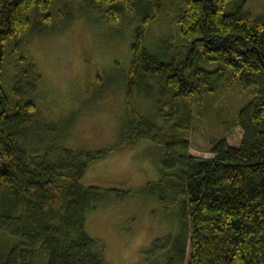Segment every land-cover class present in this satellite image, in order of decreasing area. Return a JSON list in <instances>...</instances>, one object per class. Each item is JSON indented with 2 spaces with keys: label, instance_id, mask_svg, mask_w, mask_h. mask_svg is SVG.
I'll return each mask as SVG.
<instances>
[{
  "label": "trees",
  "instance_id": "trees-1",
  "mask_svg": "<svg viewBox=\"0 0 264 264\" xmlns=\"http://www.w3.org/2000/svg\"><path fill=\"white\" fill-rule=\"evenodd\" d=\"M57 1L0 0V237L10 239L0 248V264H36L42 253L44 264H109L100 239L87 230L86 214L113 191L121 200L131 196L81 181L106 152L55 144L73 118L63 130L37 118L42 111L34 96L41 75L25 56L27 68L16 71L13 87L19 100L11 106L3 82L7 45L18 40L20 47L35 27L44 32L54 14L71 20L67 11H55ZM65 1L100 4L107 20L117 24L124 15L139 13L144 25L131 46L119 139L128 146L150 139L165 149L164 167L170 170L147 187L165 208L174 207L178 220L145 251L146 264H264V14L246 11L249 0H185L178 21L188 47L171 59L145 46V27L167 0ZM38 13L44 25L37 22ZM214 62L222 64L205 66ZM226 68L243 87L254 86L255 95L213 144L214 155H195L188 141L190 110L202 90L219 88ZM150 80L159 84L160 103L152 114L140 115L142 91L154 100L157 95ZM161 119L169 127L161 126Z\"/></svg>",
  "mask_w": 264,
  "mask_h": 264
},
{
  "label": "rangeland",
  "instance_id": "rangeland-1",
  "mask_svg": "<svg viewBox=\"0 0 264 264\" xmlns=\"http://www.w3.org/2000/svg\"><path fill=\"white\" fill-rule=\"evenodd\" d=\"M182 6L184 9L185 0L184 4L183 0H167L161 13L147 24L145 46L150 53L179 59L187 49L188 42L178 21ZM244 8L253 16L263 15L264 0H249ZM61 10L70 13L71 20L54 14L52 26L44 32L35 27L22 37L20 47L18 40L9 41L4 87L11 97V106L15 107L19 100L13 90L15 73L26 69L31 60L41 75L34 96L42 111L37 118L56 123L59 130L73 118L70 128L55 144L81 151L105 150L106 154L89 166L81 181L104 189L130 191L131 196L121 200L113 191L87 212V230L100 239L109 264H146L145 251L156 238L176 228L178 220L173 216L174 207L165 208L147 187L170 170L164 167L165 149L150 139H141L133 146L119 139L127 115L126 74L132 61L131 46L135 31L144 26L142 19L138 13L124 15L120 24L112 23L100 4L90 2L71 4L58 0L55 11ZM34 15L35 11L33 23ZM37 22L44 25L42 13L37 14ZM218 63L205 66L215 69L222 64ZM225 73L219 88L202 90L190 110L188 141L195 155L212 157L213 144L226 135L242 107L255 95V87L240 85L230 68ZM154 82L149 81L156 98L142 91L140 115L158 109L159 84ZM26 91L27 87L22 93ZM159 124L169 127L162 119ZM49 141L47 135L46 142ZM8 240L1 235V250ZM45 260L42 253L36 264H44Z\"/></svg>",
  "mask_w": 264,
  "mask_h": 264
}]
</instances>
